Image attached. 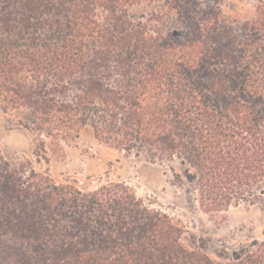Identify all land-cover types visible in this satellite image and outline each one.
Returning a JSON list of instances; mask_svg holds the SVG:
<instances>
[{"label":"trees","instance_id":"obj_1","mask_svg":"<svg viewBox=\"0 0 264 264\" xmlns=\"http://www.w3.org/2000/svg\"><path fill=\"white\" fill-rule=\"evenodd\" d=\"M227 1L0 0V114L35 140L31 156L0 149V264H264V243L219 263L125 181L50 167L85 131L180 161L212 216L260 200L264 0L245 20Z\"/></svg>","mask_w":264,"mask_h":264},{"label":"rangeland","instance_id":"obj_2","mask_svg":"<svg viewBox=\"0 0 264 264\" xmlns=\"http://www.w3.org/2000/svg\"><path fill=\"white\" fill-rule=\"evenodd\" d=\"M256 3L228 0L224 8L245 20L252 16ZM145 7L140 10L146 11ZM34 148L30 129L0 114V149L17 158L31 156ZM65 149L64 156L50 163L55 176H69L92 185L107 176L125 181L146 204L170 214L183 226V242L191 250L203 251L215 261L226 263L264 243V194L255 204L233 207L224 217L212 216L201 210L192 182L186 176L183 183L175 177L171 167L184 169L180 161L151 162L135 153L121 152L85 131ZM36 167L44 169L43 165Z\"/></svg>","mask_w":264,"mask_h":264}]
</instances>
